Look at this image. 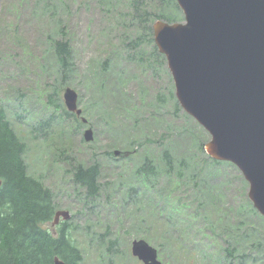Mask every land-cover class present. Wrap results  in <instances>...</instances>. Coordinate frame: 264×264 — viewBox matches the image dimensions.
I'll list each match as a JSON object with an SVG mask.
<instances>
[{"label":"rangeland","instance_id":"obj_1","mask_svg":"<svg viewBox=\"0 0 264 264\" xmlns=\"http://www.w3.org/2000/svg\"><path fill=\"white\" fill-rule=\"evenodd\" d=\"M153 4L154 0H145L144 6L151 8ZM129 10L126 0H0V104L15 132L26 143L24 159L28 172L52 189L54 211H68L65 222L73 228L72 239L83 253L81 264H143L131 253L133 238H140L134 234L140 220L150 228L146 233L148 239H144L157 248L158 258L164 264H210L219 243L217 234L229 221L237 225L241 220L236 221L237 216L227 211V206L240 198L236 175L243 176L235 165H226V171L219 168L218 174H208L207 181L198 186L184 177L183 187L178 189L180 201L186 205L179 215L181 223L196 207L201 214L216 211L192 221L185 241L173 233L174 225L165 222L176 220L174 205L179 198L169 196L165 202L159 197L160 191L171 187L166 178L160 176L155 188L141 185L140 193L130 197L126 193L134 181L133 170L146 152L161 161L159 142L163 141V133H167L163 144L180 157L191 153L192 139L188 132L169 136L171 130L187 126L186 130L204 131L192 117L185 119L182 112H174L170 98L161 109L155 102L156 93H168L167 87L172 86L174 93V83L168 68L155 56L150 62L160 74H153L154 66L142 70L139 55L152 47L142 43L135 49L130 44L137 40L141 30ZM155 20L150 22L153 44ZM61 36L71 43L75 68L68 84L61 88L60 99L63 103L66 86L74 88L87 121L81 124L72 116L62 121L57 118L52 135L44 141L31 132V125L51 111L47 92L59 83L50 43ZM89 128L93 134L90 142L84 136ZM145 138L156 142L133 144ZM131 149H136L133 155L118 162L104 154ZM94 160L100 163V181L110 197L107 200L103 195L97 198L98 202L84 207L78 197L84 191L71 180L69 161L90 165ZM243 180L246 194L248 183ZM58 221L53 225L50 219L44 226L57 233L63 222L61 216ZM249 227L264 229V222L253 218ZM106 229L110 236L119 237L120 244L111 252L104 247L106 241L98 239V233ZM163 230L168 232V238L165 245L158 246ZM257 256L258 264H263L260 254Z\"/></svg>","mask_w":264,"mask_h":264},{"label":"trees","instance_id":"obj_2","mask_svg":"<svg viewBox=\"0 0 264 264\" xmlns=\"http://www.w3.org/2000/svg\"><path fill=\"white\" fill-rule=\"evenodd\" d=\"M126 4L130 9L131 19L136 22L141 30V33L136 37L137 40L131 41L130 44L135 49L142 43H150L152 47L147 53L139 55L138 62L142 64V70L143 67L154 66L150 62L152 56H155L165 66L164 55L153 44L150 22L153 18L169 22L183 18L177 3L175 0H154L151 8L144 6L145 0H126ZM50 49L57 63L59 84H54L51 86V90L47 92V105L51 111L31 125V132L36 136H41L44 141L52 135V125L57 118L58 121H62L64 117L72 116L80 122L74 113L65 109L60 99L61 88L68 84L66 82L75 68V57L71 43L67 38L61 36V39L51 41ZM130 55L132 56V53ZM154 68L153 74L158 76L161 71L155 66ZM171 87H167L168 93L157 92L155 102L161 109L170 98L173 102V111L182 112L185 119L190 118L182 111L175 99L173 87ZM82 110L84 112L85 109ZM57 112L59 113L56 114ZM186 127L177 130L172 129L169 136L173 134L180 136L188 132L192 139L191 153L180 157L173 154L171 148L167 144H163V141L167 139V133H163L161 135L163 141L159 142L162 147L161 161H158L154 154L145 153L142 161L133 170L134 181L126 191L129 197L135 193H140L141 185L155 188V182L160 176H163L171 187L162 191L159 189V197L167 202L169 196L179 197L178 189L183 187L185 176L193 182L194 186H198L207 181L206 176L208 174H218L219 168H224L226 171V165H232L226 161L213 160L205 154L203 144L208 138L205 130L200 129V133H197L194 129L186 130ZM154 142L156 139L145 138L143 142L133 141V144L143 145ZM135 151L136 149L129 150L130 154L126 157H117L113 151L104 154L111 156L114 161L118 162L129 159ZM25 152L26 143L15 132L7 117L5 107L0 104V264H54L56 256L63 259L65 264H81L83 253L72 239L71 231L73 228L69 223L63 221L58 232L54 234L44 226V223L52 219L53 216L54 193L40 178L28 172L24 159ZM100 167L97 160H94L90 165L81 161H69L68 173L71 174V180L84 191V193H79L80 195L83 194L82 196L78 195L84 207L87 203H94L98 197L103 195L107 200L110 197V194L103 189V184L100 181ZM236 177L239 182L240 198L226 208L227 211L237 216L236 221L239 218L241 220L237 225L229 221L226 226L222 227L220 234H217L219 243L212 254L213 259L210 260V264H258L257 254H260L264 264V229L263 227H249L253 218L258 222H264V217L256 211L248 200L245 194L246 182L240 174ZM117 186L120 187V185ZM184 206L186 205L180 201L179 197L175 200L174 205L176 220L165 219L166 223L175 226L173 233L181 241L187 240V232L191 231L192 221L194 222L198 217H207L213 212L216 213L215 210L208 213H197L198 207H196L193 213L188 214L189 218L181 223L179 215L183 213ZM222 213L224 216L227 214L224 211ZM217 216H219L218 213ZM194 224L196 225V223ZM137 227L139 229H135V236L139 235L148 239L146 233L150 231V228L145 227L141 220ZM165 238H168V232L163 230L158 246L166 244ZM98 239L106 241L104 247L108 252L120 244L119 237L117 235L110 236L109 229L98 233Z\"/></svg>","mask_w":264,"mask_h":264},{"label":"water","instance_id":"obj_3","mask_svg":"<svg viewBox=\"0 0 264 264\" xmlns=\"http://www.w3.org/2000/svg\"><path fill=\"white\" fill-rule=\"evenodd\" d=\"M176 1L183 21L152 24L176 99L208 133L206 154L240 170L249 201L264 217V0ZM63 100L68 111L81 114L75 89L66 87ZM84 136L92 140V129ZM60 215L69 218L67 210L56 211L53 224ZM131 253L143 264H163L142 238L132 240ZM54 264L65 262L56 256Z\"/></svg>","mask_w":264,"mask_h":264}]
</instances>
